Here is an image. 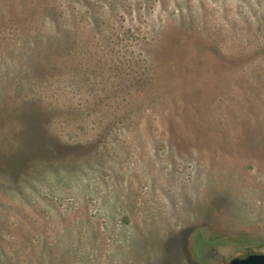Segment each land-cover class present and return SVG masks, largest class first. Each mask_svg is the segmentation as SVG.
Wrapping results in <instances>:
<instances>
[{
	"label": "rangeland",
	"instance_id": "374dc122",
	"mask_svg": "<svg viewBox=\"0 0 264 264\" xmlns=\"http://www.w3.org/2000/svg\"><path fill=\"white\" fill-rule=\"evenodd\" d=\"M255 252L264 0H0V264Z\"/></svg>",
	"mask_w": 264,
	"mask_h": 264
},
{
	"label": "water",
	"instance_id": "95a60500",
	"mask_svg": "<svg viewBox=\"0 0 264 264\" xmlns=\"http://www.w3.org/2000/svg\"><path fill=\"white\" fill-rule=\"evenodd\" d=\"M226 264H264V253L255 252L235 257Z\"/></svg>",
	"mask_w": 264,
	"mask_h": 264
},
{
	"label": "flooded vegetation",
	"instance_id": "af4514ba",
	"mask_svg": "<svg viewBox=\"0 0 264 264\" xmlns=\"http://www.w3.org/2000/svg\"><path fill=\"white\" fill-rule=\"evenodd\" d=\"M207 256H212V254H207ZM206 257V256H205Z\"/></svg>",
	"mask_w": 264,
	"mask_h": 264
}]
</instances>
